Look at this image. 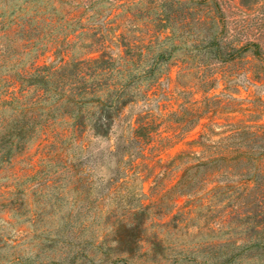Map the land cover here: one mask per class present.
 Returning a JSON list of instances; mask_svg holds the SVG:
<instances>
[{"label": "rangeland", "instance_id": "obj_1", "mask_svg": "<svg viewBox=\"0 0 264 264\" xmlns=\"http://www.w3.org/2000/svg\"><path fill=\"white\" fill-rule=\"evenodd\" d=\"M22 1L0 0V12L16 10ZM110 1L87 12L102 16L88 23L101 26L106 53L117 57L124 53L123 41H147L144 24L150 23L156 24L153 32H161L154 54L170 50L171 57L156 70L154 89L146 87V79L132 88L136 97L106 137L93 136L88 128L76 136L71 119L61 117L25 142L0 141V264H264V245L252 227V215L264 208L255 206L257 202L250 205L253 201L239 203V189L223 187L246 178L229 180L223 173L207 183L200 180L189 194L179 191L189 163L172 165L177 157L201 150L190 143L200 134L210 144L235 128L248 135L264 127V0H206L218 4L220 13L204 26L195 21L201 6L170 0L167 11L177 17L168 42L163 38L169 34L155 20L161 0H119L115 7ZM56 2L36 4L56 18L54 35L71 28L60 25L68 4ZM190 8L193 20L183 27L187 19L180 15ZM109 14L106 28L101 20ZM208 27L222 29V42L243 46L242 52L234 60L210 61L203 68L194 38L199 28ZM69 40L75 41L73 36ZM89 42L90 36L81 41L83 46ZM99 49L76 45L62 56L46 52L35 62L68 61L86 52L98 56L101 51H93ZM16 53L0 65V76L12 70ZM33 55L23 56L22 63L28 65ZM10 114L11 108L0 106V115ZM245 148L264 151V140ZM263 159L252 156L250 172L255 167L254 173L264 179ZM129 212L137 213L139 228L138 245L130 254L114 232Z\"/></svg>", "mask_w": 264, "mask_h": 264}, {"label": "trees", "instance_id": "obj_2", "mask_svg": "<svg viewBox=\"0 0 264 264\" xmlns=\"http://www.w3.org/2000/svg\"><path fill=\"white\" fill-rule=\"evenodd\" d=\"M39 1L24 0L14 6L16 10H11L9 13L0 12V65L9 62L8 55L11 52H17L14 56L15 62L11 65L12 70H7L3 76H0L2 88L0 106H6L12 110V114L8 117L0 115V141L11 142L13 139H18L19 142H25L39 129L47 130L52 120L61 117L71 119L76 136L88 128L93 136L106 137L119 120L123 108L136 97L137 93L132 92V88H137L142 80L146 79L148 81L146 87L149 90L154 89L159 81L154 74L163 61L170 59L171 52L161 50L154 54L157 45L161 44L156 40L161 32H153L151 27H155L156 24L147 23L144 24L146 37L148 35L147 41L143 39L133 42L123 41L124 53L117 57L106 53L104 36L100 32L101 26L98 23H88L92 19L99 21L102 16L96 11L92 14L87 12L94 10L95 5L107 0H75L74 3L56 0V4H68L69 9L63 11L61 17L63 22L60 25L66 29L65 25L68 24L71 28L63 32L64 34L60 32L54 35L52 32L56 29L57 20L46 16L41 5L36 6ZM168 1L170 0H161L157 5L160 10L156 12L155 19L169 34L163 38L166 42L175 34L172 22L177 17L176 13L167 11ZM118 2L119 0H111L110 4L115 7ZM188 2L202 7L199 8L201 16L195 20L198 24L204 26L209 21H215L214 13L219 9L218 4L206 0H189ZM126 14L129 15L130 12L126 10ZM193 15L191 8L180 15L181 19H187L183 27H186L189 20H193ZM109 16L110 14L101 20L105 27L111 23L107 20ZM130 17L133 19L134 14H130ZM50 25V31L46 32L45 28ZM201 29H198V34L194 38L196 43L194 46L198 52H202L198 62L203 68L209 66L210 61L224 63L234 60V57L242 52L243 46L236 47L222 42V29L214 31H211L210 27L204 28V31ZM70 36H73L75 41L70 42ZM89 36L91 43L83 46L81 41ZM119 36L125 38L124 34ZM115 38L117 37L114 36ZM76 45L80 49L94 47L102 49L93 51V53L101 51L98 56L86 52L68 61L59 59L55 63L41 66L35 62L37 57L46 52L52 51L62 56ZM32 52H34L32 62L28 65L22 63V57ZM145 63L146 66H144ZM241 134H245L244 129L235 128L228 135L210 144L204 143V140L208 141L205 134H200L197 140H192L190 143L200 147L201 150L199 152L193 150L190 154L179 156L172 162L174 166L184 162L189 163L180 178L179 183L184 181L185 183L181 184L179 191L186 189L189 194H192L191 188L196 187L200 180L207 183L226 173L229 180L246 178L244 182L236 183V186L235 184L223 186L227 190L231 187L239 189L240 193L236 198L239 203L248 204L253 201L250 205L257 202L255 206L264 208L262 203L264 179L254 173L255 167L253 173L250 172L252 156L262 159L264 151L251 152L245 148L251 142L256 146L264 140V127L258 132L245 134L246 138H242ZM241 148L245 149L241 150ZM240 166L244 168L238 173L236 171ZM260 166L264 170V163ZM188 174L189 177H187ZM190 209L189 206L186 213ZM136 216V212H129L127 221L120 222L114 230L116 242L126 247L124 249L129 254L138 245L139 228L137 223H134ZM252 218H254L252 226L254 232L260 234V242L264 245V210L254 213Z\"/></svg>", "mask_w": 264, "mask_h": 264}]
</instances>
